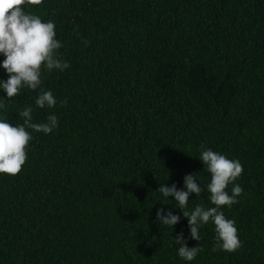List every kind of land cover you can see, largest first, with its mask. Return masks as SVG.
I'll use <instances>...</instances> for the list:
<instances>
[{
	"label": "trees",
	"instance_id": "trees-1",
	"mask_svg": "<svg viewBox=\"0 0 264 264\" xmlns=\"http://www.w3.org/2000/svg\"><path fill=\"white\" fill-rule=\"evenodd\" d=\"M26 10L55 23L70 66L43 76L54 108L35 106L40 89L2 101L12 124L29 105L33 123H60L49 135L28 129L21 172L0 174V264H186L180 233L202 249L191 264H264V0H42ZM206 148L243 165L239 202L223 207L241 240L234 252L213 250L212 224L189 239L174 198L156 192L192 173L206 184ZM208 196L193 194L189 208L211 206ZM160 208L180 215L173 231L156 220Z\"/></svg>",
	"mask_w": 264,
	"mask_h": 264
},
{
	"label": "clouds",
	"instance_id": "clouds-1",
	"mask_svg": "<svg viewBox=\"0 0 264 264\" xmlns=\"http://www.w3.org/2000/svg\"><path fill=\"white\" fill-rule=\"evenodd\" d=\"M41 3L42 0H0V57H3L0 59V70L7 76L0 79V90L6 93V96L0 95V112L5 109L2 101H11L24 88L40 89L34 100L37 108L52 109L57 105L53 92L41 89L43 76L53 70L63 72L70 65L60 58L58 50L63 47V42L57 39L55 23L42 20L26 10L29 5ZM18 116L23 117V124H12L0 116V174L14 176L21 172L28 159L27 147L34 138L28 129L49 135L60 123L55 114L47 116L46 122L33 123L31 105L20 110ZM197 156L204 165L203 170L210 176L206 184L199 173H192L184 177L182 188L176 184L168 186L161 183L156 192L165 200L174 198L175 206L188 219L189 239L201 241V228L212 224L217 241L213 250L234 252L241 247V240L235 221L225 215L223 207L230 209L239 202L238 197L244 189L237 180L243 172V165L239 160L228 158L211 148L201 149ZM205 191L209 194L211 206L196 204L189 208V198L193 194L199 197ZM180 219V215L174 214L172 209L160 208L156 212V220L172 231ZM175 244L178 246L177 255L186 264H191L202 250L200 244L189 247L183 233L175 236Z\"/></svg>",
	"mask_w": 264,
	"mask_h": 264
}]
</instances>
